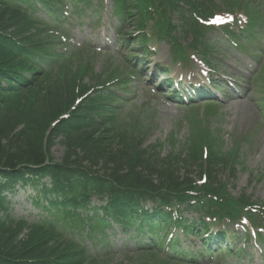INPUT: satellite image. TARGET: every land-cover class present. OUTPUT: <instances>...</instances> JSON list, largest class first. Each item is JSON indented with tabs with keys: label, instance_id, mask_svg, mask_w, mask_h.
I'll use <instances>...</instances> for the list:
<instances>
[{
	"label": "trees",
	"instance_id": "16d2710c",
	"mask_svg": "<svg viewBox=\"0 0 264 264\" xmlns=\"http://www.w3.org/2000/svg\"><path fill=\"white\" fill-rule=\"evenodd\" d=\"M58 107L57 101L53 102L50 100L47 103V107H42L40 113L41 115L45 111L52 113ZM30 125L33 128L27 125L25 131L15 136L12 135L14 128L0 130V167L13 168L17 165L44 164L46 152H48L44 151L45 147L43 145V130L45 129L46 121H43L42 118L37 119L36 117H32ZM10 140H13V142L9 143ZM2 141H6V146L1 144ZM64 145L68 156L77 154L76 151L78 150L83 154L84 158H87L90 155H97L99 152H102L101 148H105L106 151L103 156L107 159L112 156L110 153L112 150L111 146L110 144H106L104 140L102 143L90 144L88 140L73 142L68 139ZM50 146L51 144L48 145V148L46 147L47 150ZM31 253H34V250ZM31 253L29 252V248L17 239V234L14 230L5 228L0 223V257L4 258L0 260V264H29L27 260L31 259Z\"/></svg>",
	"mask_w": 264,
	"mask_h": 264
},
{
	"label": "rangeland",
	"instance_id": "374dc122",
	"mask_svg": "<svg viewBox=\"0 0 264 264\" xmlns=\"http://www.w3.org/2000/svg\"><path fill=\"white\" fill-rule=\"evenodd\" d=\"M106 17L103 16V26H106ZM157 118H160V121L157 122L156 126H155V133L152 134L150 136V138L148 139V142H153L154 140H156V135L158 133V131L160 130V128L163 127V125L165 126H170L171 122H172V119L171 117H169L168 115H163L162 117L160 116H157ZM186 132V129L183 128L180 132H179V135H183L184 133ZM158 137V136H157ZM60 146H55L53 147V149L51 150L52 151V155L55 157V158H59L61 157V150H60ZM247 169L249 171H254L256 172V170H263L264 169V161H261L260 164L258 165H252V163H249L248 166H247ZM248 172H244V173H239L238 175V178L237 180L235 181L236 182V193L242 188V187H245V188H248V189H253L254 191H256V195L258 197H263L264 196V184L262 182H256V181H249V177H248ZM31 190L29 189H24V192L22 194V198L25 199L26 195L27 194H31ZM20 196L18 197H14L12 198V200H16V199H19ZM22 210V207L21 206H15V211L14 213L15 214H19ZM259 252L256 251V255H258Z\"/></svg>",
	"mask_w": 264,
	"mask_h": 264
},
{
	"label": "bare ground",
	"instance_id": "6f19581e",
	"mask_svg": "<svg viewBox=\"0 0 264 264\" xmlns=\"http://www.w3.org/2000/svg\"><path fill=\"white\" fill-rule=\"evenodd\" d=\"M169 176V175H168Z\"/></svg>",
	"mask_w": 264,
	"mask_h": 264
}]
</instances>
